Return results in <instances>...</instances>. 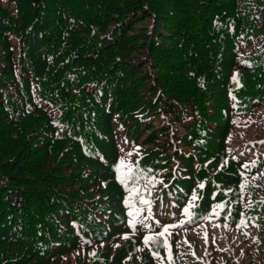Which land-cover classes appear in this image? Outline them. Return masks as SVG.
Returning <instances> with one entry per match:
<instances>
[{
	"label": "trees",
	"instance_id": "trees-1",
	"mask_svg": "<svg viewBox=\"0 0 264 264\" xmlns=\"http://www.w3.org/2000/svg\"><path fill=\"white\" fill-rule=\"evenodd\" d=\"M263 104L264 0H0V264H264Z\"/></svg>",
	"mask_w": 264,
	"mask_h": 264
},
{
	"label": "rangeland",
	"instance_id": "rangeland-1",
	"mask_svg": "<svg viewBox=\"0 0 264 264\" xmlns=\"http://www.w3.org/2000/svg\"><path fill=\"white\" fill-rule=\"evenodd\" d=\"M136 53L138 52L134 51L131 55L133 56ZM257 112H264V104L261 108L255 110L254 114ZM178 131L181 134L182 131L179 128ZM146 147L147 149L150 148L149 145H146ZM261 194H264V192ZM230 195L232 196V194ZM253 197L245 195L242 199L246 202ZM230 233L228 227L223 222L208 219L188 228L175 231V234H172L175 239L170 248V254L157 239L156 241L161 246L157 247L156 243V249L159 250L161 258L167 264H206L208 260L210 264H218L217 261L211 260V257L217 255H220V257L225 256L231 264H236V261L242 254L236 250H231L232 243L230 238L233 235ZM205 236L207 240H205ZM79 260L80 258H66L59 264H82L83 261ZM156 261V259H152L151 264H156ZM238 264L253 263L247 260Z\"/></svg>",
	"mask_w": 264,
	"mask_h": 264
},
{
	"label": "snow or ice",
	"instance_id": "snow-or-ice-1",
	"mask_svg": "<svg viewBox=\"0 0 264 264\" xmlns=\"http://www.w3.org/2000/svg\"><path fill=\"white\" fill-rule=\"evenodd\" d=\"M234 79H235V77H234ZM245 167H247V165H245ZM200 187H203V185H200ZM197 197H196V195H195V193L193 194V197H192V199L193 200H195ZM141 203H149L148 201H146V200H144L143 198H141V201H140ZM217 207H222V206H217ZM184 212H185V214H188V208H185L184 209ZM131 223V222H130ZM244 224V222L243 221H241V223H240V225H238V227L239 226H241V225H243ZM170 233H169V230H168V228L167 227H165L164 228V231L163 232H160L159 233V236L160 237H164V242H163V247L165 248V249H167L168 250V252H169V254H170V246H169V244H168V241H167V236L169 235ZM125 238H127V237H125ZM205 240H207V237L205 236ZM149 242H152V243H157V247H160L161 245L153 238V237H145L144 238V241H143V243L145 244V246H148V244H149ZM154 255L155 256H157V258H159V255H158V253H154Z\"/></svg>",
	"mask_w": 264,
	"mask_h": 264
}]
</instances>
